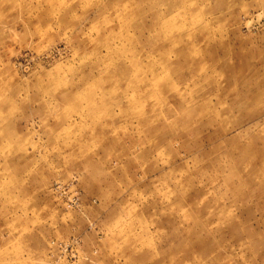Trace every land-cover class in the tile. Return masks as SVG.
Here are the masks:
<instances>
[{
    "label": "rangeland",
    "instance_id": "1",
    "mask_svg": "<svg viewBox=\"0 0 264 264\" xmlns=\"http://www.w3.org/2000/svg\"><path fill=\"white\" fill-rule=\"evenodd\" d=\"M0 264H264V0H0Z\"/></svg>",
    "mask_w": 264,
    "mask_h": 264
}]
</instances>
